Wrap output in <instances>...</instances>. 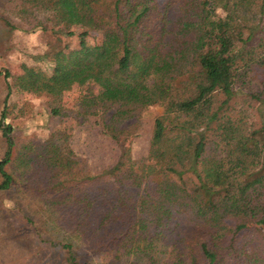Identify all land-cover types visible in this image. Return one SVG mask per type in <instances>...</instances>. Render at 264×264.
I'll return each mask as SVG.
<instances>
[{"label":"trees","instance_id":"trees-1","mask_svg":"<svg viewBox=\"0 0 264 264\" xmlns=\"http://www.w3.org/2000/svg\"><path fill=\"white\" fill-rule=\"evenodd\" d=\"M18 1L13 12L26 27L5 19L11 29L75 28L79 44L54 55L23 51V72L4 73L0 192L13 183L5 166L18 152L45 211L109 262L264 264L249 240L258 233L264 246V0ZM91 33L101 41L91 43ZM88 81L127 106L119 116L163 107L147 155L135 157L134 135L117 120L93 124L97 141L118 146L99 169L42 125L48 136L18 147L31 125L5 122L14 87L60 97ZM241 95L247 106L237 117L231 101ZM257 102L263 118L247 121Z\"/></svg>","mask_w":264,"mask_h":264},{"label":"rangeland","instance_id":"rangeland-1","mask_svg":"<svg viewBox=\"0 0 264 264\" xmlns=\"http://www.w3.org/2000/svg\"><path fill=\"white\" fill-rule=\"evenodd\" d=\"M18 2L0 0V111L7 94L4 73L10 71L17 75L23 72V51L46 50L54 55L69 51L79 44L77 34H71L75 28L39 29L28 33L11 29L5 19L18 27H26L24 21L13 12ZM88 40L99 43L101 35L91 33ZM224 99L222 94L218 97L219 102ZM244 99L241 95L231 101L232 112L237 117L245 115V111H242L247 106ZM8 104L10 114L5 122L19 128L31 125L28 131H22L16 138L18 147L19 142H25V138L48 136L42 134L39 128L42 125L48 134L54 133L62 143H70L76 150L82 148L81 151L92 161L94 169L113 163L118 153L116 144L109 141L101 144L97 141L103 137L98 136L99 131L94 123L117 120L118 128L127 129L134 135L132 152L136 158H141L149 151L154 120L164 111L161 105L153 104L119 116L117 113L127 110V106L120 100L104 99L100 86L94 81L75 84L60 97L29 93L14 87ZM248 113L247 121H261L263 118L259 102L248 108ZM6 149V139L0 133V163ZM17 155L18 152L12 162L5 166L13 175V183L8 190L0 192V264H73L69 259L70 252L78 264H138V260L132 259L109 262L92 249V244L84 235L68 231L57 223L45 211L40 187L26 177L23 167L18 165ZM2 180L0 172V182ZM132 187L134 191L143 190L138 185ZM249 240L256 250V257L264 256V246L258 233H254ZM65 245L69 248H65Z\"/></svg>","mask_w":264,"mask_h":264}]
</instances>
